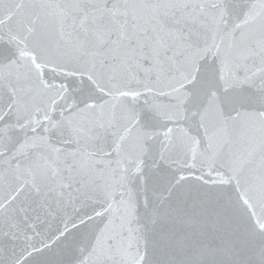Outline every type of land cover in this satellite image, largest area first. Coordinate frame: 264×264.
Segmentation results:
<instances>
[{"label":"snow or ice","instance_id":"snow-or-ice-1","mask_svg":"<svg viewBox=\"0 0 264 264\" xmlns=\"http://www.w3.org/2000/svg\"><path fill=\"white\" fill-rule=\"evenodd\" d=\"M0 264H264V0H0Z\"/></svg>","mask_w":264,"mask_h":264}]
</instances>
